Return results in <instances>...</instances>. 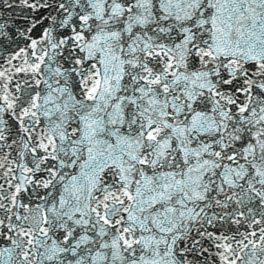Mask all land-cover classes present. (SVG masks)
I'll return each instance as SVG.
<instances>
[{
	"label": "snow or ice",
	"instance_id": "snow-or-ice-1",
	"mask_svg": "<svg viewBox=\"0 0 264 264\" xmlns=\"http://www.w3.org/2000/svg\"><path fill=\"white\" fill-rule=\"evenodd\" d=\"M0 264H264V0H0Z\"/></svg>",
	"mask_w": 264,
	"mask_h": 264
}]
</instances>
